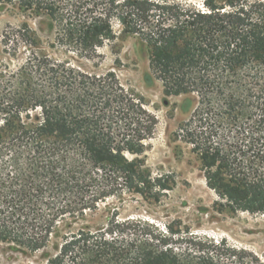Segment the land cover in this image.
I'll use <instances>...</instances> for the list:
<instances>
[{
  "label": "trees",
  "instance_id": "trees-1",
  "mask_svg": "<svg viewBox=\"0 0 264 264\" xmlns=\"http://www.w3.org/2000/svg\"><path fill=\"white\" fill-rule=\"evenodd\" d=\"M41 16L55 43L94 59L121 34L147 54V83L195 101L179 127L221 211L264 215V0H0ZM46 28V27H45ZM2 43L28 57L0 71V244L39 252L47 264H264L225 239L118 211L92 221L100 203L130 195L159 201L171 186L143 156L158 126L143 97L112 72L54 59L28 23ZM187 102L181 109L187 111ZM80 228L58 235V223Z\"/></svg>",
  "mask_w": 264,
  "mask_h": 264
},
{
  "label": "rangeland",
  "instance_id": "rangeland-1",
  "mask_svg": "<svg viewBox=\"0 0 264 264\" xmlns=\"http://www.w3.org/2000/svg\"><path fill=\"white\" fill-rule=\"evenodd\" d=\"M201 5L203 0H187ZM41 16L23 13L14 6L0 5V71L13 73L25 63L28 52L15 53L2 43L9 28L23 23L38 30L50 55L70 66L84 68L90 73L102 75L115 73L129 91L143 97L146 107L157 116L158 126L154 136L146 142L143 156L146 167L154 178H161L172 188L161 194L160 200L144 199L130 195L115 197L100 203L97 213H88L87 218L97 221L118 211L119 216L149 221L160 229L171 227L174 231H192L195 234L218 240L225 239L231 245L244 247L264 257V215L247 212L221 211L222 199L207 182L206 173L192 145L179 138V127L195 106L193 99L184 96L167 97L159 82L147 83V54L137 37L121 34L116 23L117 40L106 42L94 59L81 58L74 49L55 43L54 32L39 24ZM46 27V28H45ZM188 104L183 111V103ZM80 228V219L71 217L58 223V235ZM56 253L53 246L45 251L30 252L14 250L0 244V264H47Z\"/></svg>",
  "mask_w": 264,
  "mask_h": 264
}]
</instances>
